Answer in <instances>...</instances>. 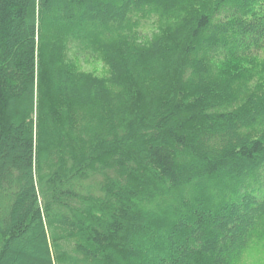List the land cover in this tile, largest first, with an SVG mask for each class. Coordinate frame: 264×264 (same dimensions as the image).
<instances>
[{
    "label": "trees",
    "instance_id": "trees-1",
    "mask_svg": "<svg viewBox=\"0 0 264 264\" xmlns=\"http://www.w3.org/2000/svg\"><path fill=\"white\" fill-rule=\"evenodd\" d=\"M262 51L264 0H0V264L264 253Z\"/></svg>",
    "mask_w": 264,
    "mask_h": 264
},
{
    "label": "rangeland",
    "instance_id": "rangeland-1",
    "mask_svg": "<svg viewBox=\"0 0 264 264\" xmlns=\"http://www.w3.org/2000/svg\"><path fill=\"white\" fill-rule=\"evenodd\" d=\"M141 31L143 35L151 34V25L149 23H146V25L141 29ZM261 54H264V51H262ZM80 63L82 64L83 68L87 70L95 69L98 73H101V71L103 70V64L101 62L96 63L92 62V60L85 61L81 58ZM260 257L264 258V253L259 255V253L255 250V247H253L249 252L248 258L244 260L243 264H261L263 261L262 259H260Z\"/></svg>",
    "mask_w": 264,
    "mask_h": 264
}]
</instances>
